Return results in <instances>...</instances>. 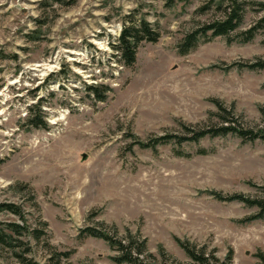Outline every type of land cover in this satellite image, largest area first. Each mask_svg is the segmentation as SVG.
I'll list each match as a JSON object with an SVG mask.
<instances>
[{
    "label": "rangeland",
    "instance_id": "1",
    "mask_svg": "<svg viewBox=\"0 0 264 264\" xmlns=\"http://www.w3.org/2000/svg\"><path fill=\"white\" fill-rule=\"evenodd\" d=\"M231 1L0 0V205L22 216L0 212L13 238L0 243V264H116L115 250L82 233L88 227L138 235L162 264H193L176 239L220 262L231 253V264H261L264 216L243 222L259 209L210 192L264 199V139L134 143L183 125L217 127L216 102L246 127L264 125V70L232 65L264 60V28L241 41L264 0H234L242 20L229 38L207 33L179 50ZM141 19L157 39L140 41L126 65L112 45ZM34 105L45 127L27 124Z\"/></svg>",
    "mask_w": 264,
    "mask_h": 264
},
{
    "label": "trees",
    "instance_id": "2",
    "mask_svg": "<svg viewBox=\"0 0 264 264\" xmlns=\"http://www.w3.org/2000/svg\"><path fill=\"white\" fill-rule=\"evenodd\" d=\"M61 1V0H55ZM180 0H166L167 5H172L173 3ZM242 20V8L233 0L229 5L222 9V16L219 20H215L212 23L206 24L193 32L186 35L182 43L179 45L180 53H186L193 49L200 38L206 37L207 33H210L211 37H226L229 38L230 34L239 28ZM258 28H264V16L259 21V26L251 28L250 30L244 32L242 42L250 41ZM157 39V34L152 31L144 19H141L137 24L130 23L124 25L117 39V43L113 44L112 47L115 50V57L120 61H123L126 65H131L135 61L136 46L140 41H155ZM237 67H243L249 70H264V60L257 59L252 62L245 63H235L232 64ZM87 91L95 95L96 99L102 100L103 96L99 94V87L88 86ZM216 105L221 113L224 115L223 122H221L217 127L212 128H195L187 125H183L182 134H163L158 137H154L149 142L145 143L139 140H135V144L142 148H154L158 144H165L170 141H175L177 144L184 142H197L200 139L208 137H218L225 136L228 134H234L243 140L253 141L255 139H264V125L261 127L251 128L246 127L242 122L235 117V115L222 107L220 103L216 102ZM30 114L27 119V124L32 127H45V123L39 121L40 117L38 110V105L32 106L29 109ZM263 111V110H261ZM39 121V122H38ZM214 198L217 200L232 202H241L250 207H257L259 209L258 214L250 216L243 220V222H250L255 219H261L264 216V199L263 198H250L242 194H231L223 196L218 192H210ZM9 211L19 217L21 216L20 208L13 204H2L0 205L1 211ZM8 229L11 233L16 235H21L22 231L25 230L24 226L19 224H9ZM82 233L103 240L108 244V246L115 250L116 254L111 257V260L116 264H162L158 262L155 256H153L147 249L146 240L140 238L138 235H133L130 232H126L125 235L119 236L117 229L114 227L112 232H107L102 228L88 227L82 230ZM13 241L11 234H6L0 230V243L7 246L11 245ZM177 244L184 250L186 255L190 258L193 264H231L232 257L231 253L228 254L223 262L214 254H205L203 249L196 248L189 244L188 242H183L176 239ZM68 258V253L58 254L55 257ZM258 258L261 264H264V255L259 253ZM20 261L24 264H33L32 261L20 256Z\"/></svg>",
    "mask_w": 264,
    "mask_h": 264
},
{
    "label": "water",
    "instance_id": "3",
    "mask_svg": "<svg viewBox=\"0 0 264 264\" xmlns=\"http://www.w3.org/2000/svg\"><path fill=\"white\" fill-rule=\"evenodd\" d=\"M84 159H85V156L83 155V156H82V160H84Z\"/></svg>",
    "mask_w": 264,
    "mask_h": 264
}]
</instances>
